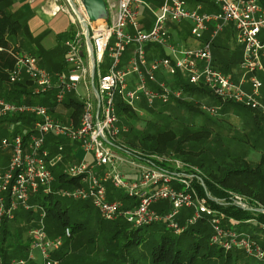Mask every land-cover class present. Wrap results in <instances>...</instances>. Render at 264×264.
Here are the masks:
<instances>
[{"label":"built area","instance_id":"built-area-1","mask_svg":"<svg viewBox=\"0 0 264 264\" xmlns=\"http://www.w3.org/2000/svg\"><path fill=\"white\" fill-rule=\"evenodd\" d=\"M72 1L75 11L59 0L48 5L50 16L65 13L73 27L71 37L64 42L63 71L49 73L36 65L34 56L8 51L13 59L7 73L9 85L29 81L31 97L50 96V103L58 106L68 95L75 94L81 105L77 123L63 124L50 115L48 106L0 99V119L19 115L33 119L32 125L22 132L0 139V151L9 155L7 167L0 170V238L3 222L13 221L17 211H40L39 222L28 232L26 258L10 264H58L52 256L71 236L68 228L56 238L47 236L45 212L37 204H30L31 198L39 193L89 202L102 220L114 222L121 218L133 228L164 224L180 234L205 217L212 229L211 244L226 250L240 248L263 259L260 247L246 233L236 231L233 226L225 228L224 215L210 208L206 198L198 194L194 184L204 187L199 168L171 156L146 155L118 142L128 128L120 124L116 106L117 98L131 108L143 100L152 109L182 100L185 93L181 86L169 87L156 79L160 71L169 77L182 72L189 85H202L220 105H239L264 117L261 95L264 84L259 78L264 77V7L258 0H207L217 11L206 13L200 7L189 10L181 0H161L152 27L144 31L138 21V6L143 0H103L108 17L96 22L88 21L79 0ZM81 20L88 28L93 64ZM184 21L191 25L190 38L198 43L194 49L168 42L166 24ZM229 25L234 31V44L241 50L237 80L214 66L211 53L215 39ZM148 45L167 50V56L148 63L145 52ZM130 46L132 55L122 67V57ZM105 57L110 59V65L103 74L101 65ZM131 75L136 79L134 86L128 82ZM79 86L83 87V93L79 92ZM200 109L214 116L219 107L202 103ZM48 136L75 143L83 152L82 160L70 164L63 172L81 186L52 189V169L61 162L64 149L56 144L55 157L50 158ZM108 187L130 203L125 205L121 198L108 199ZM229 197L233 204L245 203L244 197L237 194L230 192ZM156 204H165L168 210L157 212L152 209ZM182 210H191L192 214L180 226L177 217ZM34 251L38 252L40 262L35 261Z\"/></svg>","mask_w":264,"mask_h":264},{"label":"trees","instance_id":"trees-1","mask_svg":"<svg viewBox=\"0 0 264 264\" xmlns=\"http://www.w3.org/2000/svg\"><path fill=\"white\" fill-rule=\"evenodd\" d=\"M258 2L264 7V0H258ZM9 6L8 0H0V47L5 49L14 48L11 45L14 44L12 40L20 30L18 21L14 19L13 14L8 9ZM214 44L215 42L213 46ZM11 58L10 54L0 52V99L20 102V97L24 96L27 98L25 100L26 103H36L35 100H31L30 96L31 82L24 81L15 85L7 84V70L11 69L13 65ZM237 58L238 56L235 55V57L225 61L223 66L219 65V68L216 67L217 65L214 66L226 73L235 65ZM219 63L222 64V61ZM177 85L183 88L185 96H194L197 99L202 98L206 100L208 98L210 100V102H206V100H204L205 102L199 101V104L205 103L214 106L211 104V98H215L202 85L192 86L183 80H178ZM43 98L37 99V104L46 105L50 110H53L54 104H50L47 102V99L43 100ZM172 102L190 107L182 100ZM63 105L67 108H73L70 118L76 124L81 112V105L74 102L73 99L63 102ZM168 106H160L156 110L160 111ZM152 110V108L149 109V111ZM199 111L197 112L198 114H200ZM225 111L224 108L219 110L220 113H225ZM249 112L255 128L258 129L261 115L253 113L250 110ZM116 113L120 124L126 127L128 126L125 123L127 114H134L129 109V106L122 103L117 104ZM205 121L208 124L212 123L209 117H205ZM32 123L33 119L25 115L2 118L0 119V139L22 132L24 127H30ZM127 128L129 132V127ZM127 133L122 134V137L127 136ZM207 134H209L207 130L192 131V133H183L177 138L171 137L168 141L163 137L165 135L158 134L149 139V141L151 140L149 144L146 143V136H142L139 139L133 137L128 143L134 145L138 142L150 152L166 151V157L171 156L181 159L203 171L202 180L204 187L194 184L198 194L206 198L207 205L210 208L224 215L223 226L225 228L233 226L232 228H235L236 231L246 233L260 247L261 251L264 252V213L255 211V209H264V153L261 154L259 162L254 166L226 164L227 161L222 159V155L218 156V162L216 158H194L191 151L186 150L188 144L184 141H189V138L193 137L192 141L196 143L200 140L201 136H206L207 138ZM55 179L56 181L52 185V189L55 191L76 186L75 180L66 179L62 174H56ZM204 189L210 196L206 195ZM230 192L244 197L245 204L249 209L245 210L231 203ZM53 199H55L54 203H52ZM121 199L124 200L125 205L130 203L125 200L123 195ZM60 200V197L55 194L44 195L42 198L35 195L31 198L30 204H37L45 212L44 225L48 237L52 238L58 234H62L65 228L70 230V238L64 240L60 250L52 256L57 260L58 264H87L88 252L81 248L83 245L79 243V240L89 230L88 224L91 216L89 211H87L88 207H85L86 205L82 203H78L80 205L77 209L79 212L77 215H83V217L79 219L75 216L74 223H71L66 209L58 207ZM152 209L157 212H162L164 209L168 210L165 204L153 205ZM39 212V210H20L16 213V216L25 214L26 221L27 219L30 221L34 218L35 213L38 215ZM191 214V210H182L177 217L179 225L183 226L185 219ZM104 222L108 221H99L98 226V221H96L98 236L95 237H105L107 247L105 251L106 259L98 264H264V258L260 260V258L258 259L253 255L246 254L240 248L234 247L226 250L217 244H211L212 229L205 217L200 219L195 225L187 226L180 234L172 232L164 224L133 228L121 218L108 225L106 234L102 230ZM11 223L13 224V221L3 222L1 227L0 264H10L12 259L26 258L28 240H23L20 234L17 235V238H14L16 240L14 245L7 246V240L13 236L8 228V225ZM92 238L93 236L90 235L86 240V244L91 243ZM66 243H74V249L69 253L62 251ZM7 250L11 251V253L7 252ZM107 256L109 257L108 259Z\"/></svg>","mask_w":264,"mask_h":264},{"label":"crops","instance_id":"crops-1","mask_svg":"<svg viewBox=\"0 0 264 264\" xmlns=\"http://www.w3.org/2000/svg\"><path fill=\"white\" fill-rule=\"evenodd\" d=\"M8 1L10 3L8 9L10 13L13 14L14 19L18 21V24L20 25V30L17 33V35L13 38L15 44H11L14 46V48L11 47L5 49L0 47V52L8 53L9 49L23 52L34 56L36 58V65L39 68L49 73H56L63 71L65 51H66L64 42L71 37L73 32L72 31L73 27L71 23L70 26L68 24L66 26V24L62 23L61 19L58 18L59 14L61 13H57L55 16L49 15L48 5L52 4L53 0H8ZM181 1L184 2V5L189 10H195L197 7H200L201 12L214 13L217 11L216 8L213 6V4L207 0H181ZM59 2L63 5H67L71 7L67 0H59ZM161 2H162L161 0H143V4L138 6V12H139L138 21L140 22L141 28L144 31H148L152 27V24L155 20V15L158 11L159 6L161 5ZM190 26L191 25L188 21H184L181 24L167 23L166 29L168 32V42L170 44L183 45L188 49L196 48L198 46V43L190 38V34H189ZM207 35L208 33L205 34V37H207ZM231 41H233L234 43V31L232 27L229 25L225 27V29L215 39L214 41L215 44L211 50V53H212V59L214 65L215 66L217 65L216 67L218 68L219 65L223 66L225 61L230 60V58L235 57V55L238 56L235 65H233L226 73L223 72L224 74L230 75L233 79L237 80L240 76L238 63L241 58V50L240 48L238 52L237 50L236 51L230 50ZM130 47L127 48L126 52L122 57V63H121L122 67L126 65L127 60L132 55L133 47L132 48ZM222 50L223 51L227 50L226 52L228 57H224V58L219 57L220 51ZM145 52H146V60L148 63H151L154 59L167 56L168 54L167 50L161 47L149 46V45L145 47ZM220 61H222V64L219 63ZM109 65H110V59L105 57L101 65V72L103 74H105L108 71ZM9 70L10 69L7 70V73ZM93 79L91 81H93ZM156 79L158 81L166 83L169 87L178 86L177 85L178 80H183L188 84L187 77L182 72L178 73L175 77H169L165 71H160L156 74ZM128 82L131 86H134L136 84L135 76L131 75L128 78ZM148 86L153 87V85L151 84ZM78 89L80 93H83V87L79 86ZM261 95L263 97V103H264V85L261 90ZM43 97H31V100L33 101L35 100L36 102H38L37 99L43 98V100L47 99V102L50 103L49 100L50 96L48 97L43 96ZM20 98L22 99V101H25L27 99L24 96ZM70 99H73L74 102L79 103L78 98L76 97L75 94L68 95L65 101H68ZM118 103H122L119 98H117V104ZM134 105H136V107L133 106V109L135 108L134 109L135 112H138L140 110L149 111L150 109L146 106L143 100L135 103ZM49 111H50V115L54 119L60 121L61 123L69 124L72 122L74 124L72 118H70L71 114L73 113L72 107L67 108L63 104L58 106L54 104L53 110H50L49 108ZM121 137L122 135L118 138V140L121 139ZM56 144H61L63 146L64 152L62 154L61 162L56 164L55 167L52 169L54 182L56 181L55 179L56 174H62L66 179H68L63 173L65 171V168L68 167L70 164H75L81 161L84 155L83 152L78 148L77 144L70 143L65 139H57L52 136H48L46 138V146L50 151V158L55 157ZM8 156H9L8 153L0 151V170H4L7 167L6 162L8 163ZM87 160L89 163H92V159L90 157H88ZM126 172L128 174V170ZM75 182H76V186H81V183L79 181L75 180ZM121 197H122L121 193L114 191L110 187H108V199L121 198ZM83 203H89V202H83ZM14 219L15 221L13 220V223L15 224L28 221V219L27 221L25 219V214L24 215L19 214L18 216H15ZM60 235L61 234H58L57 236L52 237L51 239L56 238ZM27 252L26 255L28 254ZM34 255L39 257L38 252L37 254H35L34 252Z\"/></svg>","mask_w":264,"mask_h":264},{"label":"rangeland","instance_id":"rangeland-1","mask_svg":"<svg viewBox=\"0 0 264 264\" xmlns=\"http://www.w3.org/2000/svg\"><path fill=\"white\" fill-rule=\"evenodd\" d=\"M58 18H60L62 23L66 24V26L67 24L70 26V20L67 15L61 13L59 14ZM12 42L15 44L13 40ZM130 48H132V46ZM230 50H237L238 52L239 46H236V44L231 41ZM226 51H220L219 57H228ZM259 78L264 83V77L259 75ZM204 100L206 99H197L194 96H184L182 101L187 103L190 107L172 102L170 106L160 111L156 110L158 107H160L159 105H156L152 111L140 110L138 112H135V108L133 109L129 107V109H131L134 113L133 115L127 114V120L125 121V123L128 125L127 127H129V132L124 138L121 137L118 142H122L130 149L146 155L165 156L166 151L150 152L142 144L137 142L132 145L128 143V141L133 137L139 139L142 136H146V143L149 144L151 142L149 139L158 134H161L162 136L165 135L163 137L168 141L169 138H177L183 133L186 134L192 133V131L207 130L209 131L207 138L206 136H201L198 142L193 143V137H188L189 141H184L185 143L187 142L186 144L188 145L186 146V144L183 143L187 148L186 150L191 151L194 158H216L218 162V156L222 155V159L227 161L226 164H236V166L243 164L254 166L257 162H259L261 154L264 153V117H260V124L259 128L257 129L252 122V117L248 109L235 104L220 105L217 100L212 98L211 104L219 107V110L224 108L226 111L225 113H220L218 110L214 116H211L208 114V112H202V110H200V104L198 102H205ZM206 102H210V100L207 98ZM134 106L136 107V105ZM198 111L200 114L197 113ZM205 117L211 118L212 123L208 124L205 121ZM36 196L42 198L44 195L39 193ZM60 199L61 200L58 202V207L60 209H66L71 223H74L75 216L79 219L83 217V215H77L79 213L77 209L81 203L86 205L85 207H88L87 211H89L91 216L90 222L88 224L89 230L86 231L87 234L81 237L79 243H82L83 246H81V248L88 252L87 264L102 263V261L106 259L105 251L107 247L105 244V237H95L98 236L96 228L99 226V221H103L100 218L99 213L89 203L74 202L63 198ZM54 200L55 199L52 200V203H54ZM78 203L80 204L78 205ZM38 217L39 215L35 213L33 220H30V222L24 221L18 224H9L8 228L13 236L7 240V246L15 244L16 240L14 238H17L18 234L21 235L23 240H27L28 232L35 228L36 223L39 222ZM96 221H98V226H96ZM110 223L112 222H104L102 226V230L106 234L108 225H110ZM258 234H260V232H258ZM90 235L93 236L92 242L86 244V240ZM73 249L74 243H66L62 251L69 253ZM7 252L9 251L7 250ZM34 252L37 254L36 251ZM9 253H11V251ZM108 258L109 257L107 256V259ZM13 260L16 259H12L11 261ZM35 261L40 262V258L35 256Z\"/></svg>","mask_w":264,"mask_h":264},{"label":"water","instance_id":"water-1","mask_svg":"<svg viewBox=\"0 0 264 264\" xmlns=\"http://www.w3.org/2000/svg\"><path fill=\"white\" fill-rule=\"evenodd\" d=\"M67 1L70 4V6L72 7V9L75 11L76 9H75V5H74L73 1L72 0H67ZM79 2L85 11V14H86L88 21L96 22L99 20H105L108 17V12L106 10V6H105V3L103 0H79ZM81 25H82L84 32H85V35H86L88 51H89V54L91 55V62L93 64L92 47L90 44V39L88 37V28H87L86 22L81 20ZM91 75L93 78V76H94L93 70H92ZM207 196H210V195L208 194ZM234 205H236L242 209H245V210L249 209L245 203L237 202ZM255 211L264 213V209H261V210L255 209Z\"/></svg>","mask_w":264,"mask_h":264}]
</instances>
